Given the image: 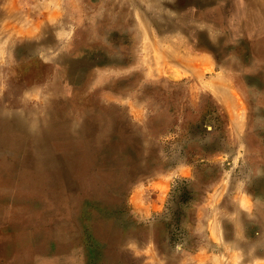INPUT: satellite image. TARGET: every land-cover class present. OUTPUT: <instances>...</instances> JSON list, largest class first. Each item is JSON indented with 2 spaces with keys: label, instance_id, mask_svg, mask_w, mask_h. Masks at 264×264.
<instances>
[{
  "label": "rangeland",
  "instance_id": "1",
  "mask_svg": "<svg viewBox=\"0 0 264 264\" xmlns=\"http://www.w3.org/2000/svg\"><path fill=\"white\" fill-rule=\"evenodd\" d=\"M91 1L0 0V29L14 17L36 29L45 9L60 6L73 20L49 47L0 35V127H18L21 146H31L46 127L35 121L44 98H61L70 120L84 112L92 122L79 143L86 173L104 177L61 189L57 201L30 184L27 148L0 138V264H264V37L256 47L257 27H241L244 1ZM83 41L115 48L122 63L96 59L82 85L60 87L62 63ZM167 53L194 64H158ZM106 83L119 85L118 105Z\"/></svg>",
  "mask_w": 264,
  "mask_h": 264
},
{
  "label": "bare ground",
  "instance_id": "2",
  "mask_svg": "<svg viewBox=\"0 0 264 264\" xmlns=\"http://www.w3.org/2000/svg\"><path fill=\"white\" fill-rule=\"evenodd\" d=\"M47 1V0H46ZM56 3L62 2V0H53ZM94 1V0H92ZM91 1V2H92ZM127 1V0H126ZM158 1V0H157ZM244 3H242V6L240 7V10L238 11V17L240 16L242 25L241 27L244 28L245 26L249 29H253L254 27H257L258 31L255 34V38H257V41L255 42V46L262 41V37H264V8L260 5L259 0H243ZM117 2V1H116ZM5 4V3H4ZM66 4V3H65ZM130 4V3H129ZM109 6V5H108ZM122 6V5H121ZM156 6V5H155ZM163 6V5H162ZM61 7V6H60ZM59 7V10H56L54 13H50L48 11V8L45 9L43 13L45 14L44 18L39 20L38 23H36V29L33 27H28L27 19H25L23 22V25L19 24L21 22V19L18 17H14L10 22L5 23L2 25V29H0V35L1 39L8 40L9 43L14 44L17 40L23 39V40H31V39H40L41 43L46 45L47 47L51 46L53 44V41L61 40L63 35L65 34V28H68L69 26L73 25V20H70V18L67 16L68 13L64 12L62 8ZM124 7V6H123ZM131 7V6H130ZM64 8V7H63ZM71 8V7H70ZM111 8V7H110ZM160 8V7H159ZM163 8V7H162ZM215 8V7H214ZM213 8V9H214ZM28 9V8H27ZM44 9V8H43ZM112 9V8H111ZM110 9V10H111ZM164 9V8H163ZM127 10V9H126ZM125 10V11H126ZM25 11V10H23ZM22 11V12H23ZM120 11V10H119ZM219 11V10H218ZM27 12V11H26ZM95 12V11H94ZM105 13V12H104ZM114 13V12H113ZM71 14V13H70ZM221 14V13H220ZM30 15V14H29ZM95 15V14H94ZM89 16V15H88ZM119 16V15H118ZM121 16V15H120ZM237 17V16H236ZM115 18V17H114ZM124 18V17H123ZM39 19V18H38ZM97 19V17H96ZM106 19V18H105ZM235 20V19H234ZM106 21V20H105ZM229 21V20H228ZM240 21V22H241ZM85 23V22H84ZM83 23V24H84ZM89 23V21H88ZM92 23V22H91ZM232 23V21H231ZM99 24V23H98ZM134 24V23H133ZM238 24V23H237ZM92 25V24H91ZM227 25V24H226ZM12 26V27H11ZM94 26V25H93ZM176 27V26H175ZM245 27V28H246ZM71 28V27H70ZM211 28V27H210ZM91 29V28H90ZM139 29V28H138ZM63 30V32H61ZM141 30V29H140ZM238 30V29H237ZM120 31V30H119ZM176 31V30H174ZM248 31V30H247ZM131 32V31H130ZM155 32V31H154ZM172 32V31H171ZM250 32V31H249ZM255 32V31H254ZM92 33V32H91ZM251 33V32H250ZM160 34V32H159ZM94 35V34H93ZM100 35V34H99ZM129 35V34H128ZM155 35V34H154ZM164 35V34H163ZM118 36V35H117ZM157 37V36H155ZM249 37V36H248ZM252 38V37H251ZM64 39V38H63ZM71 39V38H70ZM102 39V38H101ZM32 41V40H31ZM112 41V40H111ZM198 43H201L197 39ZM30 42V41H29ZM39 42V41H38ZM113 42V41H112ZM119 42V41H118ZM157 42V41H156ZM246 42V41H245ZM1 43V42H0ZM63 43V42H62ZM109 43V42H108ZM164 43V42H162ZM254 43V41H253ZM86 42L83 41L78 47L81 46V49H79L72 58L65 60L62 63L64 66V73L62 76V80L64 83L59 85L60 87H67V89H71L72 87H78L82 85L86 78L89 76V70L88 67L92 66L93 62L97 59L99 62H110L114 65H117L119 62L122 63L120 52L116 50L115 48L110 47L109 49H106L107 47L102 48V51L98 49V51L94 50L95 47L91 45H85ZM173 44V43H172ZM37 45V44H36ZM39 45V44H38ZM63 45V44H62ZM61 45V46H62ZM114 45V44H113ZM112 45V46H113ZM140 45V44H139ZM157 46H159V42L156 43ZM178 45V43H177ZM201 45H204L201 43ZM43 47V46H41ZM45 47V46H44ZM137 47V46H136ZM197 45L196 51H200L202 49L198 48ZM33 48L32 46L28 47V49L31 50ZM139 48V47H138ZM210 49L213 47H209ZM54 49V48H53ZM131 49V48H129ZM143 49V47H142ZM174 49V47H173ZM199 49V50H198ZM238 49V48H237ZM38 50V49H36ZM141 50V49H140ZM184 50V49H183ZM18 50H16L17 52ZM58 51V50H57ZM138 52V51H137ZM30 53V52H29ZM178 53V52H177ZM62 54V52H61ZM160 54V53H159ZM187 54V53H186ZM186 54L183 53L181 55H176L172 58L173 60H177V62L180 65H183L185 68L189 69L192 67L194 63H190V61L187 59ZM191 54V53H189ZM148 55V54H147ZM154 55V54H153ZM173 55V54H172ZM35 56V55H34ZM54 56V55H53ZM171 55L168 53L163 57L160 61H158V64H161V61H163V65L167 63V60L170 59ZM192 57H198L200 58V54H192ZM43 57V56H42ZM46 58V57H45ZM140 58V57H139ZM160 58V57H159ZM171 58V59H172ZM131 59V58H130ZM146 60V59H145ZM153 60V59H152ZM155 60V59H154ZM159 60V59H158ZM147 61V60H146ZM127 62V61H126ZM154 62V61H153ZM55 63V62H54ZM97 63V62H96ZM119 63V64H120ZM138 63V62H137ZM60 64V63H59ZM104 64V63H103ZM1 65V64H0ZM61 65V64H60ZM61 65V66H62ZM155 64V67H151V71L156 72L159 71V75L161 74L160 65ZM98 66V65H97ZM111 66V65H110ZM31 68V66H29ZM28 67V68H29ZM253 67V66H252ZM2 68V67H1ZM38 69V68H37ZM253 69V68H252ZM132 70V69H131ZM164 70V69H163ZM126 71V70H125ZM56 72V70H55ZM54 72V73H55ZM113 72V71H112ZM111 72V73H112ZM146 72V71H145ZM108 73V72H107ZM120 73V72H119ZM58 74V73H57ZM205 74V73H204ZM158 75V74H157ZM165 75V74H162ZM56 77V76H55ZM145 77V76H144ZM194 79L199 78L200 75L198 73H195L193 75ZM99 78V77H98ZM179 78V77H178ZM130 79V76H129ZM150 79V78H149ZM135 80V79H134ZM2 81V80H1ZM152 81V80H151ZM249 81V80H248ZM56 83V82H55ZM87 83V82H86ZM131 83V82H130ZM58 85V84H57ZM56 86V85H55ZM86 86V85H85ZM119 85H115V83H106L102 85L103 92L108 96L107 99L110 101L111 104L116 105L119 102V97L117 96V90H119ZM150 86V85H149ZM55 89V88H53ZM59 89V88H58ZM32 90V89H30ZM48 91V90H47ZM50 91V90H49ZM62 91V90H60ZM73 91V90H72ZM76 91V90H75ZM81 91V89H80ZM84 91V89H83ZM82 91V92H83ZM109 91H113L110 92ZM125 91V90H124ZM34 93V92H33ZM80 93V92H79ZM177 94V93H175ZM31 95V94H30ZM36 95V94H35ZM60 95V94H59ZM121 95V94H120ZM260 95V94H259ZM175 96V95H174ZM252 96V95H250ZM27 97V96H26ZM257 97V96H256ZM66 98V97H65ZM227 98V97H226ZM225 101H229L226 100ZM70 100V99H69ZM171 100V98H170ZM63 100L60 98L58 100L52 98V97H45L43 101V107H40V114H42L44 117L41 119H35L37 124H44L46 127L44 129H41V132L39 135L42 137H36L30 144L31 146H21V143L24 142V140H20L21 137H26V134H21L19 132L18 127H0V130L2 132L0 133V138L5 139L4 137L7 136H14L16 137L18 143L10 144L6 143L7 146H13L17 147L18 151L24 152V147L27 148L28 154H31L33 157V174L36 180L31 182V185L34 186H41L45 188L46 190L50 191L51 193H55V199L58 201L60 200V197L57 196L58 192L67 187L72 186H83V187H96L101 184L102 175L97 173L89 174L86 172H89L88 169V162H86V158L89 156L87 149L86 151L84 149H81V145L79 141L83 142L81 139H79L81 131H85V129H92V122H90L89 117H87V113L83 112V115L77 117L76 119L74 115H72L70 120L68 117L70 116V112H66V109H62L61 106H58L61 104ZM71 102V101H70ZM224 103V101L222 100ZM221 102V104H223ZM229 106L234 105L232 102L233 100L229 101ZM235 102V100H234ZM118 105V104H117ZM120 105V104H119ZM131 106V105H130ZM167 106V105H166ZM262 106V105H261ZM134 107V106H133ZM159 107V106H158ZM84 108V106H83ZM110 108V107H109ZM141 108V107H140ZM166 108V107H165ZM239 109V107L237 106ZM261 108V107H260ZM111 109V108H110ZM133 109V108H132ZM131 109V110H132ZM138 109V108H137ZM231 112L230 115L232 116L230 120L233 123L235 120V117L232 113V108H229ZM38 111V109H36ZM142 110V109H141ZM4 111V110H3ZM2 111V112H3ZM77 111V110H76ZM18 112V111H17ZM92 112V111H91ZM95 112V111H94ZM12 113V112H11ZM93 113V112H92ZM112 113V112H111ZM109 113V114H111ZM34 114V113H33ZM74 114V113H73ZM237 114H239L237 110ZM7 115V114H6ZM23 115V114H22ZM102 115V113L100 114ZM115 115V114H114ZM104 116V115H103ZM23 118V117H22ZM114 118V117H113ZM109 119V118H108ZM2 120V119H1ZM8 120V119H7ZM102 120V119H101ZM100 120V121H101ZM114 120V119H113ZM133 120V119H132ZM157 120V119H156ZM155 120V121H156ZM9 121V120H8ZM143 121V120H142ZM158 121V120H157ZM166 121V120H165ZM104 122V121H103ZM6 123V122H5ZM108 123V122H107ZM111 123V122H110ZM12 124V123H11ZM54 124L60 125V127H54ZM95 124V123H94ZM96 125V124H95ZM99 125V124H98ZM105 125V124H104ZM97 126V125H96ZM100 126V125H99ZM98 127V126H97ZM32 128V127H31ZM99 128V127H98ZM30 129V128H29ZM119 130V129H118ZM28 132V131H27ZM5 136H3V134ZM74 133L79 134L77 137L74 136ZM96 133V132H95ZM28 134V133H27ZM83 134V133H82ZM100 134V132H99ZM104 134V133H103ZM107 134V133H106ZM118 134V133H117ZM95 135V134H94ZM102 135V133H101ZM24 137V138H25ZM12 138V137H11ZM47 138L50 142H48ZM101 138V137H100ZM103 138V136H102ZM88 139V138H87ZM12 140V139H11ZM26 140V139H25ZM31 142V141H30ZM55 142V143H52ZM88 142H85L84 144H87ZM118 146V145H117ZM113 148V147H112ZM117 148V147H116ZM23 149V150H22ZM105 153V152H104ZM103 154V153H102ZM107 157V156H106ZM109 158V157H108ZM16 160V159H14ZM108 160V159H107ZM140 160V159H139ZM138 160V161H139ZM120 162V161H119ZM140 162V161H139ZM149 162V161H147ZM12 164V163H11ZM136 164V163H135ZM10 162L6 161V166L9 167ZM119 166V165H118ZM136 167V166H135ZM25 168V167H24ZM23 168V169H24ZM114 168V167H113ZM131 168V167H130ZM129 168V170H130ZM151 168V167H150ZM27 169V168H26ZM29 169V168H28ZM27 169V170H28ZM30 169V170H31ZM29 170V171H30ZM112 170V169H111ZM117 170V168H116ZM134 170V169H133ZM1 171V170H0ZM22 171V170H21ZM98 171V170H97ZM115 171V170H114ZM3 172V171H1ZM103 175L106 171H101ZM113 172V171H112ZM123 172V170H122ZM121 172V173H122ZM11 173V172H10ZM14 173V171H13ZM6 174V173H5ZM118 175V174H116ZM133 175V174H132ZM8 177V176H7ZM18 177V176H17ZM110 177V176H109ZM113 177V175H112ZM111 177V178H112ZM115 177V175H114ZM104 178V177H103ZM132 178V177H131ZM119 180V178H118ZM20 181V179H19ZM108 181V180H107ZM113 181V180H111ZM116 182V180H115ZM118 182V181H117ZM132 182V181H131ZM104 184V183H103ZM113 184V183H112ZM116 184V183H115ZM119 185V184H118ZM115 186V185H114ZM124 187H127L124 185ZM105 188V187H104ZM93 190V189H92ZM91 190V191H92ZM47 191V192H48ZM95 191V190H93ZM103 191V190H102ZM107 191V190H105ZM118 191V190H117ZM119 192V191H118ZM65 193V192H64ZM110 193V192H109ZM78 194V193H77ZM25 196V194H23ZM70 195V194H69ZM64 196V195H63ZM71 196V195H70ZM107 196V195H106ZM107 199V198H106ZM44 200V199H43ZM75 200V199H74ZM46 201V200H45ZM78 201V200H77ZM110 201V200H109ZM70 202V201H69ZM75 202V201H74ZM109 203V202H108ZM73 205V204H72ZM68 206V205H67ZM69 207V206H68ZM264 210V209H263ZM56 211V210H55ZM63 211V210H62ZM35 212V211H33ZM53 212V211H51ZM74 212V211H73ZM55 214V213H54ZM72 214V213H71ZM58 218V217H57ZM103 218V217H102ZM99 219V218H98ZM99 221V220H98ZM219 230V229H218ZM258 231V230H257ZM250 236V235H248ZM263 247V246H262ZM254 249V248H253ZM228 251V250H227ZM226 252V251H225ZM109 258V257H108ZM112 258V257H111ZM231 259V258H230ZM232 260V259H231ZM230 263V262H229Z\"/></svg>",
  "mask_w": 264,
  "mask_h": 264
},
{
  "label": "crops",
  "instance_id": "3",
  "mask_svg": "<svg viewBox=\"0 0 264 264\" xmlns=\"http://www.w3.org/2000/svg\"><path fill=\"white\" fill-rule=\"evenodd\" d=\"M30 15H31V14H30ZM30 15H29V16H30Z\"/></svg>",
  "mask_w": 264,
  "mask_h": 264
}]
</instances>
